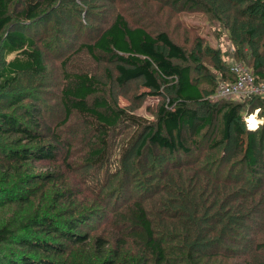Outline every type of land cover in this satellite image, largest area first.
Segmentation results:
<instances>
[{
	"label": "trees",
	"instance_id": "16d2710c",
	"mask_svg": "<svg viewBox=\"0 0 264 264\" xmlns=\"http://www.w3.org/2000/svg\"><path fill=\"white\" fill-rule=\"evenodd\" d=\"M17 1L0 0V172L8 175L14 166L22 169L29 162H48L53 171L34 173L35 177L47 183L58 182L62 189L55 193L56 200L71 205L70 198L78 194L73 193L63 172L88 171L86 183H94L91 192L97 199L88 205L82 201L84 209L80 213L71 209L58 210L54 215L41 213L31 199L32 182L24 181L26 176H4L0 211L6 204L19 203L21 218L15 226L9 224L11 221L0 224V264H223L217 261L220 252L214 248L224 243V231L234 232L236 223L245 218H226L229 208L199 217L192 213L197 204L189 194L194 196L200 182L206 186L211 181L209 171L202 172L203 163L194 156L200 147L213 150L232 141L235 153H242L249 176L264 173V123L245 131L244 144L236 130L244 114L264 106V94L249 93L239 103L230 102L238 100L234 98L212 99L220 82L236 79L230 70L236 63L251 70L254 83H264V0H160L176 11H201L209 19L222 22L231 43L226 55L207 37L202 40L190 34L180 40L174 34V40L164 30L154 31L147 22L129 23L121 14L98 29L90 25V19L88 28L79 23L74 31L79 32L77 39L81 30L92 36L72 53L85 50L90 62L113 63L111 83L116 87L140 79L151 96L164 95L167 100L150 112L152 118L126 113L114 100L105 98V84L94 75L67 71L66 57L59 62L65 86L59 91L62 113H56L54 126L45 120L44 112L52 110L40 101L37 92L13 91L21 76H36L47 70L35 33L42 21L58 10L59 0H24L21 7ZM52 43L50 40L46 45L53 51ZM52 55L59 56L55 51ZM105 71L110 79L111 71L106 67ZM247 100L250 110L242 105ZM132 123L140 125L130 140L136 158L129 164L127 157L122 158V171L107 167L110 186L120 185L102 194L104 188L97 183L98 173L92 167L105 164L107 137ZM69 127L79 130L76 133L87 142L83 143L85 154L76 156L72 144L66 143L62 132ZM155 151L169 159L170 165L158 167L166 159ZM55 165L63 172L54 170ZM120 173L122 180L115 178ZM126 177L133 180L125 184L127 197L123 198ZM138 177L143 178L141 183ZM214 178L221 183L220 175L216 173ZM178 189L186 192L187 199ZM178 200L181 215L172 212ZM150 205H157L155 211H150ZM70 254L74 257L67 260ZM214 257L216 261H212Z\"/></svg>",
	"mask_w": 264,
	"mask_h": 264
},
{
	"label": "rangeland",
	"instance_id": "374dc122",
	"mask_svg": "<svg viewBox=\"0 0 264 264\" xmlns=\"http://www.w3.org/2000/svg\"><path fill=\"white\" fill-rule=\"evenodd\" d=\"M23 1L24 0H18L17 5L21 7ZM57 7L58 10L46 21H42V25L37 29L38 33H35L37 35L36 42L38 41L37 44L44 52L43 59L47 70L36 76L31 74L21 76L13 91L19 93L22 91L37 92L40 101L46 103L49 106V110L50 108L52 110L47 113H45V111L44 116L45 120L53 126L55 125V120H58V118H55L57 116L56 113L59 115L62 113L58 102V95L61 88L65 86V82L59 62L66 57L67 71L88 72L94 75L97 80L105 84L102 89L105 98L109 101L114 100L117 106L126 113H133L134 116L152 118L150 112L155 111L160 103L167 100L164 95L151 96V91H148V89L142 85L140 79H133L121 87H116L115 84L111 83V79L115 75V70L112 66L113 63H108L105 60L90 62L92 59L86 54L85 50L72 53L80 42H85L87 41V37L92 36V33L87 35L85 34L86 32L81 30V36L77 39V33L79 32L76 30L74 34V31L79 28V23L85 25L86 28L90 25H94V28L97 27L98 29L103 24H107V22L111 21L112 17L116 14H121L129 23L147 22L154 31L164 30L173 37V39L176 38L173 36L174 34L177 35L176 39L180 40L185 38V35L192 34L199 36L201 39L207 37L209 43L217 47L223 55L229 54L231 50V43L228 40V31L222 26V22L209 19L207 15L203 14L201 11L190 12L183 11V9H178V11H176L172 8V5L160 0H59L56 3V8ZM144 7L145 9L143 11ZM14 9L15 5L10 7L11 12H14ZM91 13L94 14L90 15ZM96 15L98 18L95 19ZM166 17H169L168 21ZM89 19L93 24L89 25ZM238 24L240 27L244 26L242 22H238ZM183 30L187 33L184 34L182 32ZM50 40L53 41L52 45L55 44L53 51L59 55L58 57H53L52 49L46 45ZM202 40H204V38ZM226 61H230L229 56L226 58ZM240 64L247 68L245 64L241 62ZM105 67L111 71L110 79L106 76ZM247 69L251 73V70L249 68ZM259 84L264 83H255V85ZM248 94L249 93H245L242 96L234 98L238 100L230 102L239 103L243 101V98ZM214 98H219L216 96V90L212 98L213 101H215ZM25 102L28 101L26 100ZM242 105L245 110L251 109L250 100L245 101ZM250 113L251 114L247 116L245 114L243 115L244 120L236 128L239 139L243 141V144L245 141V131L252 128L251 124L248 122L249 118L254 117L255 120L258 121L257 125H262L264 123V106H261L260 109H253ZM77 119V117L75 119L72 118L70 122L72 123ZM140 121L142 120L140 119ZM139 129V124H125L119 127L118 132H113L107 137L106 162L101 168L98 166L92 167V169L98 173L96 175L97 183L101 185V188H104L102 194L105 191L109 193L110 188L120 185V183H117L115 186H110L109 175L106 173L107 167L110 166L113 168V172L116 171V168L122 171V164L120 162L122 158H128L129 162H126V164L135 160L134 145L130 146L132 144L130 140ZM78 131L79 130L69 127L62 132L66 143H71L73 150L75 148L76 156L85 154V145L83 143H87L82 135L76 133ZM205 146H207L206 141ZM127 152L130 153L127 154ZM155 154L161 155L166 159L160 152L155 151ZM180 158L183 160L184 157L181 156ZM194 158H197L199 164L203 163L201 168L202 172L207 173L209 171L207 174H211L208 175L211 181H208L206 186L203 185V182H200L198 188L195 190L196 194L194 193V196L189 194V199H192L197 204V206H194L191 210L192 213L199 217L205 212L209 214L215 213L217 210L223 211L229 208L226 218L229 216L245 218V221L239 220V223H236L238 226L234 232L224 231L222 236L224 237V243L221 244L220 247L214 248L220 252L217 261H222L223 264L264 263V173L260 177H250V173L247 170L248 168L241 159L242 153H235L232 141H228L225 146L221 145L213 150L200 147L199 151H196ZM147 159L148 158H146V162L148 164L149 160L147 161ZM188 159L190 160L191 158ZM57 163L59 166L61 162L57 161ZM161 164L162 166L165 164L170 165V160L166 159L165 162L159 163L158 167H161ZM54 170L63 172V169H59L56 165L54 166ZM44 171L48 173L53 171L52 166H49L48 162H45V164H32L29 162L26 163L25 167L22 169L18 166H14L13 170L8 175H4L3 170H1L0 186L5 182L3 180L4 176L14 175L15 177H19V179L22 176H26L24 181L32 182V185H29V188L33 192L32 201L38 206L41 213H52L51 215H54L53 213L58 210L64 209H71L75 210V213H80L82 209H84V203H82V201L86 202L85 204L88 205L93 204V201L97 199L92 195L94 192H91L94 191V183L90 181L89 184L86 183L88 180V175H86L89 173L88 171L80 172L74 169L71 172H63L66 182L71 187L73 193L76 192L78 194L70 198L73 202L71 205H66L63 200H56L55 193L58 192V189H62L58 182L47 183L44 182L43 179L35 177L34 173H42ZM216 173L220 175L221 183L218 181L214 182V175ZM228 175L230 178H227ZM118 177L121 180L124 178L122 177V173L115 176L116 179ZM256 178H259V180L257 181ZM132 180V178L129 179L126 177V180L122 182L123 198L127 197L125 195L127 191L125 184H130ZM136 180L141 183L143 178L138 177ZM34 193H36V195H34ZM179 193L184 195L182 198L187 199V194L184 190H179ZM138 194H140V192H138ZM165 194L167 198H171L167 195L166 191ZM179 200L172 206V212H175V215H181V212H183L181 201ZM215 200L217 202H215ZM186 202L187 200H185V204ZM215 204L219 205L215 206ZM25 206L26 205H24V207ZM156 206L150 205V211H155ZM3 207L4 208L0 211V224L2 225L11 221L9 224L15 226L21 218L19 217L20 211L18 210L19 203L6 204ZM28 207L29 205L25 208ZM23 214L24 212L22 215ZM240 222L243 224L241 225ZM100 223H103V221ZM86 226L93 227L90 223H87ZM100 228L101 226L96 229ZM37 235L40 237L43 236L40 233H37ZM72 256L73 255L70 254L71 258L67 257V260L72 259L74 257ZM133 257L134 253H132L131 258ZM212 261H216V257H214ZM70 262L71 260H69V263Z\"/></svg>",
	"mask_w": 264,
	"mask_h": 264
},
{
	"label": "built area",
	"instance_id": "2783aa9c",
	"mask_svg": "<svg viewBox=\"0 0 264 264\" xmlns=\"http://www.w3.org/2000/svg\"><path fill=\"white\" fill-rule=\"evenodd\" d=\"M230 70L236 74V79L233 82H220L216 88L217 97L236 98L245 93L264 94V84L255 85L251 73L242 64H233Z\"/></svg>",
	"mask_w": 264,
	"mask_h": 264
},
{
	"label": "bare ground",
	"instance_id": "6f19581e",
	"mask_svg": "<svg viewBox=\"0 0 264 264\" xmlns=\"http://www.w3.org/2000/svg\"><path fill=\"white\" fill-rule=\"evenodd\" d=\"M246 120V119H245ZM250 124H251V126H252V128L251 129H255L258 125H257V120H255V118L254 117H250L249 118V121H248Z\"/></svg>",
	"mask_w": 264,
	"mask_h": 264
}]
</instances>
